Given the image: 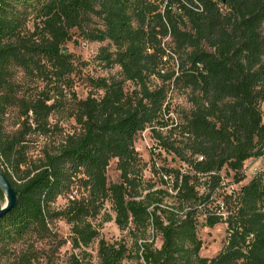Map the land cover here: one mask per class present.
Returning a JSON list of instances; mask_svg holds the SVG:
<instances>
[{
  "label": "trees",
  "instance_id": "trees-1",
  "mask_svg": "<svg viewBox=\"0 0 264 264\" xmlns=\"http://www.w3.org/2000/svg\"><path fill=\"white\" fill-rule=\"evenodd\" d=\"M74 31L107 43L98 58L119 72L90 80L93 93L73 111L77 135L31 159L26 136L49 132L54 104L43 91L18 98L11 69L53 90L67 85L73 63L63 47ZM174 92L189 104L176 119ZM263 104L264 0H0V172L18 197L0 219V264H37L35 245L55 241V220L70 226L73 249L97 241L99 264H264V168L231 191L221 176L241 183L244 162L264 155ZM12 108L22 118L15 134L4 127ZM146 128L183 165L155 170L156 189L134 149ZM112 160L118 183L106 179ZM73 187L79 197L55 208ZM105 203L129 248L99 237L95 219L111 221ZM219 224L222 248L201 258L199 229Z\"/></svg>",
  "mask_w": 264,
  "mask_h": 264
},
{
  "label": "rangeland",
  "instance_id": "rangeland-1",
  "mask_svg": "<svg viewBox=\"0 0 264 264\" xmlns=\"http://www.w3.org/2000/svg\"><path fill=\"white\" fill-rule=\"evenodd\" d=\"M31 23H29V28ZM107 43H88L78 37L74 31L72 41L64 45L63 50L71 56L73 63V73L69 82L65 86H57L55 90L47 83L39 80L30 81L24 76L23 72L16 67L11 69L12 81L17 85V96L35 97L38 93H47L49 97L48 104H54V109L48 118L49 132L47 134H29L26 136L28 157L36 159L44 151L53 152L68 135H77L79 128L73 118L75 104L80 100H85L87 96L93 93L90 87V80L102 77L116 75L119 72L117 66L107 69L104 62L99 60V50L105 47ZM128 85V84H127ZM169 105L172 119L181 117V112L189 109L184 96L178 93L169 95ZM264 117V104L261 106ZM22 118L19 116L18 108H12L5 116L4 127L9 134H15L21 130ZM264 122V118H263ZM170 127H155L156 131L165 132ZM134 149L137 152L141 163L143 164V179L145 182L153 184L155 189L159 188V177L154 173L155 170L167 165L172 168H183L171 155L160 152L156 149V143L152 138L150 128H146L134 139ZM264 168V155L259 159H249L244 162L242 174L244 180L235 184L233 173L227 170L221 171L224 184L227 191L236 190L241 185L246 184L253 176ZM106 179L108 183L119 182V172L116 169V161H110L106 170ZM79 197L77 190L73 187L69 193L59 196L54 204L57 209L66 206L69 200ZM105 212L111 217V221L103 222L100 215L94 221L98 227L99 237L108 243L123 242L129 248L132 240L127 231H120L113 222L114 214L111 211L109 203H105ZM70 226L64 220H55L50 225V230L55 241H43L36 243L38 256L37 264H99L96 255L97 241H94L87 249H73L70 242ZM226 226L216 225L212 228H201L198 231V237L202 243L199 256L205 259H212L220 251L225 238ZM150 234V232H149ZM162 241L156 236L153 242L154 248H159ZM86 253L88 256H83ZM6 264L12 263L3 260ZM16 263L15 261L13 262ZM125 261L124 264H129Z\"/></svg>",
  "mask_w": 264,
  "mask_h": 264
},
{
  "label": "water",
  "instance_id": "water-1",
  "mask_svg": "<svg viewBox=\"0 0 264 264\" xmlns=\"http://www.w3.org/2000/svg\"><path fill=\"white\" fill-rule=\"evenodd\" d=\"M0 192L4 198V204L0 208V219L8 215L17 205L18 197L8 180L0 172Z\"/></svg>",
  "mask_w": 264,
  "mask_h": 264
}]
</instances>
